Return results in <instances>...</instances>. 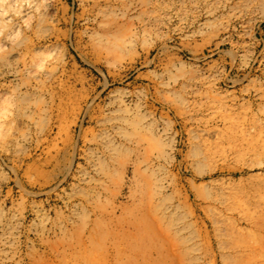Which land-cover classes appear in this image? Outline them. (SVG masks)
<instances>
[{
  "label": "rangeland",
  "instance_id": "rangeland-1",
  "mask_svg": "<svg viewBox=\"0 0 264 264\" xmlns=\"http://www.w3.org/2000/svg\"><path fill=\"white\" fill-rule=\"evenodd\" d=\"M0 264H264V0H0Z\"/></svg>",
  "mask_w": 264,
  "mask_h": 264
}]
</instances>
